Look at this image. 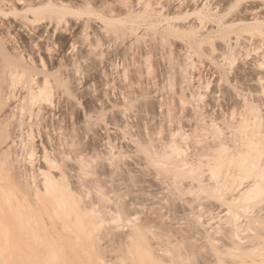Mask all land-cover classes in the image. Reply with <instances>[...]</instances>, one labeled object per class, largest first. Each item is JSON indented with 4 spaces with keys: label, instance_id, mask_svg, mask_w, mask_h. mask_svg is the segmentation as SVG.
<instances>
[{
    "label": "bare ground",
    "instance_id": "bare-ground-1",
    "mask_svg": "<svg viewBox=\"0 0 264 264\" xmlns=\"http://www.w3.org/2000/svg\"><path fill=\"white\" fill-rule=\"evenodd\" d=\"M1 16L23 19L0 38V264H264V0H0ZM61 33L58 53L32 40ZM96 46L106 103L143 98L123 104L148 182L119 165L109 185L123 158L89 157V133L117 148L114 110L74 132L57 99L65 56L89 76Z\"/></svg>",
    "mask_w": 264,
    "mask_h": 264
},
{
    "label": "rangeland",
    "instance_id": "rangeland-1",
    "mask_svg": "<svg viewBox=\"0 0 264 264\" xmlns=\"http://www.w3.org/2000/svg\"><path fill=\"white\" fill-rule=\"evenodd\" d=\"M104 1V0H103ZM106 1H112V0H106ZM3 16H1L0 17V24H3V26L1 27V29H0V38L2 37V41L3 42H5V44H6V46L8 45V48H11V47H9V46H11V44L10 43H12L14 40L11 38V37H17V31L15 30V28L13 27V28H9L7 25L8 24H16V22L17 21H22V20H20V19H23L22 18V16H17V18L16 17H14V16H12V19H11V17L10 16H8V17H10V18H2ZM15 19H14V18ZM16 19H17V21H16ZM14 20L16 21V22H14ZM95 21V20H94ZM8 23V24H7ZM94 26H101L99 23H97V22H95V24H93ZM82 29V27L80 28V30ZM208 31H215V30H217V28L215 27V23L214 24H211V26H207V28H206ZM80 30L79 31H77V32H80ZM91 30V29H90ZM206 30V31H207ZM9 31H10V34H9ZM206 32L205 33V30H204V34H208L209 32ZM2 33V34H1ZM15 33V35H13V36H11L12 34H14ZM11 36V37H10ZM54 36H55V38H54ZM53 37H52V39H50L49 41H39L38 39H37V36H34L33 37V39L32 40H35V41H37L36 43H38V44H40V45H44V47H45V45L47 46V45H50L51 47H53L52 48V50H53V52H55V53H58L59 52V50H60V47H61V43H63V42H67L68 41V38H69V36L68 35H66V34H64V33H61L60 35H54ZM9 37H10V39H12V40H10L9 39ZM6 39H7V41H6ZM10 41V42H9ZM24 41L26 42V43H30V40L29 39H27V38H25L24 39ZM8 43V44H7ZM14 43V42H13ZM13 43H12V45H13ZM32 43V42H31ZM182 45H184L183 43H181V45H179V49H182L183 48V46ZM14 46V45H13ZM31 46H32V44H31ZM101 49V51H98L99 49ZM38 49L39 47L37 46V47H35V49ZM96 49H97V53H95L94 54V52H93V54L95 55V56H93V58L94 59H92V57H91V59H90V64L89 63H87L86 62V64H82V66H86V67H88V66H92L93 64V68H95V66L97 67V69H95L94 70V72L93 71H89L88 73H90L89 74V76H88V74L86 73V72H76L77 73V75H76V73H74L76 70L75 69H73L72 68V62H71V58H70V55L69 54H67L66 56H65V58H64V62H62L63 63V68L65 67V68H67L66 70H65V68H64V71L65 72H67V74H66V76L65 77H63L65 74H63L64 73V71L61 69V73H59L60 74V76H59V79H61L62 77H63V80H62V83H60V85L61 86H64L65 84H67L69 81H70V84H69V86L68 85H65V86H68L67 87V90L69 91V90H71V91H69L70 92V94H69V96L67 95L68 94V91H67V94H66V88H62L61 86V88L59 87V89H61V90H59V95H60V93L61 92H63V91H65V92H63V93H65L66 95H63V93L61 94V97H62V100H61V97H59V95L57 94V99H59L61 102H63V101H65L66 103H68V105L72 108V109H74L75 110V113H76V111H78V114L75 116L74 115V118H72L73 116H71V121H70V128H72V131H76L77 129H80V126L81 127H87V126H89V125H91V123H92V125L94 124L95 125V127H98L99 125H102L103 124V121H102V119H104L103 117L101 118V116L100 115H102L100 112H103V114H104V109L105 108H103V107H107L108 106V109H110L111 111H115L116 109H112V107L114 106V105H116L119 101L123 104L124 102H127V104H125L126 106L128 105L129 107H130V105L132 104V102H133V100L135 101V102H140L143 98H138L139 100H137V97H134V94L132 95L131 94V97H129V98H127L126 100L127 101H124V98H123V100H117L116 101V99L115 98H112V100H111V102H109V104L108 103H106V99H104L103 98V94L101 95V93H104V87L102 86L103 85V82H102V80L104 79V75H103V73H102V71H100L101 70V65L99 66V65H97V64H101V61L102 60H104L105 58V56L103 57L104 59H102L101 57H99L100 56V54L101 55H104V50H103V47L101 48V47H99V46H96L95 47V49L93 50V51H95L96 52ZM101 52V53H100ZM103 52V53H102ZM98 56H97V55ZM43 57H45L46 58V54H43ZM44 58V59H45ZM98 58H99V61H98ZM100 59H102V60H100ZM97 60V61H96ZM36 61L37 62H35V65H38L39 66V68H42L41 66V61H40V59L37 57L36 58ZM93 61V62H92ZM94 61H96V62H94ZM66 62V63H65ZM104 62V61H103ZM103 62H102V64H103ZM93 63V64H92ZM238 61H237V63H236V65H234V66H237L238 65ZM69 64V65H68ZM48 65V64H47ZM58 65V66H57ZM66 65V66H65ZM104 65V64H103ZM234 66L232 67V68H234ZM51 72H54V71H56V74H58L57 73V69L59 70L60 69V66H59V64H54V65H52L51 67H47ZM62 68V67H61ZM70 68V69H69ZM71 68H72V70H73V72L71 71ZM75 70V71H74ZM96 70H98L97 72H96ZM78 71V70H77ZM100 71V72H99ZM231 71L232 72H234V69L232 70L231 69ZM231 71H230V73H231ZM63 72V73H62ZM68 72H69V74H71V75H69L68 76ZM93 72V73H92ZM78 73H79V75H81V73H83L84 74V77H83V74H82V76H80L81 78H82V83H83V85H82V83H81V78L78 76ZM97 73V74H96ZM62 74V75H61ZM74 74H75V76H77V77H75L74 76ZM85 74H86V80H85ZM90 75H91V77H92V79H91V77H90ZM233 74L231 73V76H232ZM62 76V77H61ZM74 76V77H73ZM184 76H186V78H185V81L187 80V75H181V79H184ZM58 77V76H57ZM61 77V78H60ZM69 77H70V80H69ZM71 77L73 78V80L74 81H72V79H71ZM114 77H115V75H114ZM74 78H76V79H78L80 82H75V81H78V80H75ZM189 78H190V76H189ZM66 79V80H65ZM69 81H68V80ZM87 79H89V80H87ZM215 79H216V76H214L213 78H212V80L215 82ZM86 81V82H84V81ZM193 80L194 79H192V85H194L195 84V82H193ZM188 81V80H187ZM64 82H67V83H65L64 85H63V83ZM73 82V83H72ZM94 82V83H93ZM125 82V84H123ZM77 83V84H76ZM88 83V84H87ZM92 83V84H91ZM120 83L122 84V86L124 85V87L126 88L127 87V83H128V81H123V83H122V81H120ZM80 84V85H79ZM82 85V86H81ZM86 85V86H85ZM191 85V86H192ZM84 86V87H83ZM92 86H94V87H92ZM214 86V83H212L211 85H210V89H209V92H210V90L212 89V87ZM71 87V88H70ZM103 87V88H102ZM68 88H70V89H68ZM94 88V89H93ZM77 89V90H76ZM74 90V91H73ZM103 90V91H102ZM102 91V92H101ZM72 93V94H71ZM63 95V96H62ZM70 95H72V96H70ZM84 95V96H83ZM153 95H155V93L153 94ZM65 96V97H64ZM76 96V97H75ZM130 96V95H129ZM136 99H134V98ZM141 97V96H140ZM103 100H102V99ZM100 99H101V101H102V103H104V105L102 104L101 105V101H100ZM130 99H132V101L130 100ZM98 100V101H97ZM129 100H130V102H129ZM157 100V99H156ZM104 101V102H103ZM123 101V102H122ZM118 103V105L120 104V107L122 106L123 107V105L121 104V103ZM135 102H133V103H135ZM92 103V104H91ZM111 103V104H110ZM115 103V104H114ZM130 105H129V104ZM140 104V103H139ZM139 104H134V105H136V106H134L133 104V107H137ZM124 105V106H125ZM132 105H131V107L130 108H132ZM125 106V108L127 109H129L130 110V108L129 107H126ZM121 107V108H122ZM211 108L213 107L212 105L210 106ZM120 108V109H121ZM125 108H122L121 110L119 109V111H113L112 113H114V115H112L114 118H115V120H116V122L118 121V122H120L119 123V127H121V129H116L115 131H114V129L113 130H111L110 132L112 133V135H111V139H112V143L115 145V143H116V147L117 148H113V150L112 151H110L111 150V148L109 147V143H107V141H109L108 139H106V140H104V142H103V144L102 143H100V138L99 137H95L94 135V133H89V135H88V138L89 139H91V140H93L94 142H95V146H94V149H95V151L93 150L91 153H90V156L89 157H91V159H92V157H93V163L97 160L96 158L98 157V155L99 154H101V155H99V156H105L106 157V159L105 160H107L108 161V157L109 158H112L113 156H114V158H112V159H114V160H116L118 157H121V159L122 160H120L119 158V162L118 161H113V160H111V159H109V161H113V163H111V162H109L108 161V163H107V167L109 168V170H110V168H112L110 171H109V176L108 175H106V176H103V177H106L107 179H108V181H109V185L111 184L112 185V182L114 181V180H112V179H115V178H117V176H113V178L111 177L112 176V174L113 175H115V173L117 172V170L118 169H120L121 171H122V173H121V171H119L118 170V172H117V174L116 175H118V177H119V179H121V176H122V178H124V176H125V174H126V176H125V178L124 179H126V177H129V176H131V178L130 179H132V178H134L135 176H137V177H139L141 174H142V177H143V179L145 178V179H147V182L149 181V176H148V174H146V172H147V170H145L144 168L147 166V165H145V163H143V160L141 159V156H138L137 157V155H140V154H137L136 155V151L138 152V150H136V149H138V145H137V143H135V142H138L139 141V143H140V134L138 133V132H140V131H138V128H136V127H134L135 129H133V127H131L133 124L132 123H134V121H133V119H130L131 118V113L129 114V112H131V111H128V109H127V117L131 120V122L130 121H128L129 119L127 118L126 119V116H121V115H123V112H125L123 109H125ZM211 108H208V113H211L212 111H211ZM49 109H50V107H49ZM54 109V107L53 108H51L50 109V113L51 112H54V111H52ZM101 109H103V110H101ZM133 109V110H132ZM131 110H132V113H133V111H135V108H132ZM55 110V109H54ZM123 110V111H122ZM211 112H210V111ZM72 111V110H71ZM70 111V112H71ZM122 112V113H121ZM115 113H117L118 114V116H116L115 115ZM120 113V114H119ZM65 114H68V113H65ZM49 115V114H48ZM124 115H125V113H124ZM129 115V116H128ZM58 117H60V114H58L57 115V118ZM118 117V118H117ZM117 118V119H116ZM123 118V119H122ZM89 119V120H88ZM91 119H92V121H91ZM95 120V121H94ZM99 120H101L102 121V124H101V122L99 121ZM124 120V121H123ZM123 121V122H122ZM100 122V123H99ZM117 122V123H118ZM125 122V123H124ZM128 122V123H127ZM130 122V123H129ZM88 123H89V125H88ZM96 123V124H95ZM120 124H122L121 126H120ZM74 125H75V127H74ZM84 125V126H83ZM87 125V126H86ZM91 125V126H92ZM98 125V126H97ZM127 125H130V126H127ZM78 128H77V127ZM90 126V127H91ZM76 128V129H74V128ZM93 128H94V126H92ZM99 127H102V126H99ZM118 127V126H117ZM118 127V128H119ZM88 128V127H87ZM86 128V129H87ZM93 128H91V129H93ZM116 128V127H115ZM131 128V129H130ZM189 128H191L192 129V127H188L187 129L189 130V132H191L190 131V129ZM74 129V130H73ZM95 129V128H94ZM186 129V130H187ZM96 130L97 131H99L97 128H96ZM121 130V131H120ZM91 132V131H90ZM92 132H93V130H92ZM126 132V133H125ZM188 132V131H187ZM188 132V133H189ZM100 133V132H99ZM103 133H104V131H103ZM110 133V134H111ZM135 133H137V134H135ZM109 133L108 134H105L106 136L107 135H110ZM127 134V135H126ZM190 134V133H189ZM105 135H104V137H105ZM132 135L134 136L133 137V139H132ZM137 135V136H136ZM108 137V136H107ZM89 139H87V140H89ZM95 139V140H94ZM134 139H136V140H134ZM135 141V142H134ZM115 142V143H114ZM121 142V143H120ZM133 142V143H132ZM105 143H107V144H105ZM135 143V144H134ZM109 144V145H108ZM108 145V146H107ZM107 146V147H106ZM123 146V147H122ZM137 146V147H136ZM122 147V148H121ZM117 149H119L120 151H118ZM122 149V150H121ZM117 150V151H116ZM122 151H124L123 153V155L121 156V155H118V154H120V152H121V154H122ZM117 152V153H116ZM125 152H127V153H125ZM131 152V153H130ZM99 153V154H98ZM98 154V155H97ZM128 154V155H127ZM129 154L132 156H130V158H128L129 157ZM112 157H111V156ZM128 157H127V156ZM97 156V157H96ZM115 156H117L116 158H115ZM123 156H125V157H123ZM136 156V157H135ZM96 157V158H95ZM104 157V158H105ZM139 157H140V159H139ZM133 158V159H132ZM134 158H136V160L134 159ZM131 159V160H130ZM105 160H103V162H104V164L106 165V161ZM124 160H125V163H121V162H124ZM133 160V161H132ZM101 161V160H100ZM135 161V162H134ZM141 161H142V163H141ZM96 163V162H95ZM94 163V164H95ZM116 165H115V164ZM121 163V164H120ZM128 163H129V166H128ZM138 163V164H137ZM141 163V164H140ZM114 164V165H113ZM109 165V166H108ZM120 165V168H118V166ZM125 165V166H124ZM115 166V167H114ZM117 166V167H116ZM121 166H122V169H121ZM126 166H128V167H126ZM127 168V170H126V168ZM141 167V168H140ZM116 168H118V169H116ZM123 168H125V169H123ZM130 168V169H129ZM132 168V169H131ZM147 168V167H146ZM114 169V170H113ZM144 169V171L145 172H143L144 173V175H143V173H141L142 172V170ZM116 170V171H115ZM129 170H131L130 172H127V171H129ZM141 170V171H140ZM113 171V172H112ZM125 171V172H124ZM136 171V172H135ZM137 171H138V173H137ZM124 172V173H123ZM128 174H127V173ZM120 173L121 174H123V175H121L120 176ZM133 175H132V174ZM140 173V174H139ZM130 174V175H129ZM134 174H135V176H134ZM136 174H138V175H136ZM128 175V176H127ZM133 176V177H132ZM146 177H149V178H146ZM105 178V179H106ZM112 178V179H111ZM129 178H127L126 179V181L127 182H129L130 183V180H129ZM106 179V180H107ZM140 179V178H139ZM112 180V181H111ZM152 180V179H151ZM111 182V183H110Z\"/></svg>",
    "mask_w": 264,
    "mask_h": 264
}]
</instances>
